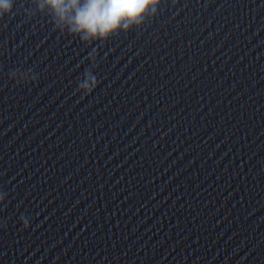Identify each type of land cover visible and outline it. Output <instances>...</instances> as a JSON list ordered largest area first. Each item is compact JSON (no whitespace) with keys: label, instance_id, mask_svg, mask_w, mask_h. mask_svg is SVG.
<instances>
[{"label":"clouds","instance_id":"1","mask_svg":"<svg viewBox=\"0 0 264 264\" xmlns=\"http://www.w3.org/2000/svg\"><path fill=\"white\" fill-rule=\"evenodd\" d=\"M17 0H0V19L13 14ZM161 0H28L27 15L45 16L60 33L78 38L85 47L97 42L103 45L121 32L140 29L146 20L158 13ZM91 61L77 82L76 92L91 95L99 80L94 72L98 67L97 51L92 47ZM10 79L19 83L36 82L38 76L31 71H12ZM0 195V200H3ZM23 227H29L24 215L20 216Z\"/></svg>","mask_w":264,"mask_h":264}]
</instances>
